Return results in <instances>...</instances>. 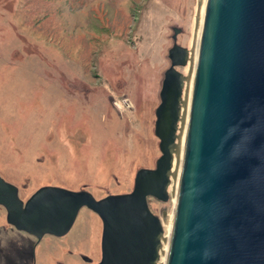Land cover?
I'll list each match as a JSON object with an SVG mask.
<instances>
[{
  "label": "rangeland",
  "instance_id": "rangeland-1",
  "mask_svg": "<svg viewBox=\"0 0 264 264\" xmlns=\"http://www.w3.org/2000/svg\"><path fill=\"white\" fill-rule=\"evenodd\" d=\"M199 4L0 0V175L24 201L45 186L97 199L126 194L140 169H155V111L174 28L177 43L193 50ZM178 70L188 76L190 64ZM168 192L167 202L149 199L164 235L174 215L172 183ZM102 229L101 218L83 208L69 234L47 235L39 247L62 260L57 250L80 238L96 244L81 251L98 261ZM34 238L8 224L0 206V264H23Z\"/></svg>",
  "mask_w": 264,
  "mask_h": 264
},
{
  "label": "water",
  "instance_id": "water-1",
  "mask_svg": "<svg viewBox=\"0 0 264 264\" xmlns=\"http://www.w3.org/2000/svg\"><path fill=\"white\" fill-rule=\"evenodd\" d=\"M174 32L171 65L155 111L161 156L155 169L142 168L137 175L150 172L153 188L134 196L136 179L131 194L108 195L98 201L87 191L43 187L24 208L17 187L0 176V204L8 210V222L38 240L46 235L62 237L80 209L88 207L104 220L103 245L107 221L125 224L121 228L128 237L124 243L111 242L108 264H158L164 227L149 209L147 198L170 199L187 80L177 68L185 67L190 55L188 48L177 43L180 30L174 28ZM170 82L171 117L163 138L161 119ZM35 199L69 200L71 214L51 226L36 227V210L30 209ZM138 206L143 212L137 214L135 225L129 226L130 217L117 213L126 207L138 211ZM142 221L153 225L151 237ZM105 258L104 251L100 264ZM165 264H264V0L206 1Z\"/></svg>",
  "mask_w": 264,
  "mask_h": 264
},
{
  "label": "bare ground",
  "instance_id": "bare-ground-1",
  "mask_svg": "<svg viewBox=\"0 0 264 264\" xmlns=\"http://www.w3.org/2000/svg\"><path fill=\"white\" fill-rule=\"evenodd\" d=\"M206 1L207 0H200L199 19H198V25H197V30H196V38H195L193 50H189L190 55H189L188 64H190V72H189V75L187 76V80H186L185 88H184L185 92L183 94L184 104L182 106V120L180 122L179 132H178L180 138L177 141L178 142V152L174 156V163H173V168H172L173 175L171 176L172 192H173V197H174L175 201L177 198V193H178V188H179V179H180V174H181V169H182V158H183V152H184V143H185V138H186V133H187V124H188V117H189V110H190V102H191V96H192V90H193V83H194L196 64H197V56H198V48H199V42H200V37H201V32H202V24H203ZM164 99H165L166 104H165L164 109H163V119H161L162 126L160 129L163 138H165V134L168 132L169 119L171 117V109L169 108V106H167L168 102L173 99V88L171 87V82H170V85L167 86V88H166V93H165ZM150 170H153V169H150ZM149 174H150V172L146 175L144 173H141V174H139V176L137 178V175H138V173H137L136 178H135L134 187H133V190H134V188L136 186V179H137V190H136V194L134 196L138 195L143 190H146L148 188H150V190H151L153 188V184L155 182L153 183L152 180L148 178ZM8 183H10V182H8ZM10 184H12V183H10ZM12 185H14V184H12ZM14 186H16V185H14ZM45 187H55V186H45ZM58 188H62V187H58ZM63 189H66V188H63ZM17 190H18V197L24 202V208H25V204L27 201H24L20 197L18 187H17ZM67 190H70V189H67ZM133 190L129 193H126V194H117V195H128V194H131L133 192ZM9 194H11V192ZM90 194L96 200H98V201L101 200V199H97L92 193H90ZM151 197L155 198L154 196H151ZM151 197L147 198V203H148V207L150 210H151V208H150V204H149V199ZM9 199L12 201L11 197ZM155 199H157V198H155ZM159 201H161V200H159ZM0 205L6 208V206L4 204H0ZM70 206H71V201L69 202V200H67L66 202L65 201H62V202L61 201L60 202L51 201L49 203V202H38V200L35 199L30 206V209L33 208L36 210V213H35L36 222L35 223H37V224H33V225H35L36 227L37 226L38 227L49 226V225L51 226V223H53L54 221L58 222L59 220L61 221L64 217L67 218L71 214ZM83 208H88V207H83ZM83 208H81L80 211L78 212V215H77L73 225L70 227H67V229L65 230V235H67L70 232V230L73 228V226H74V224H75V222H76V220H77V218H78V216H79V214ZM137 208H138V211L137 210L134 211L133 209L128 210V208L126 207V208L119 210L117 213H118V215L124 214V215H127L128 217H130L131 222L129 223V226L135 225L136 224V217L138 216L137 214L143 212V209L140 206H138ZM88 209L93 211L94 213H96L101 218V220L103 222V232H104V225L105 224H104V220L102 219L100 214L94 209H91V208H88ZM6 210H7V208H6ZM7 213H8V210H7ZM53 213H55L54 216H52ZM63 213L65 215H62ZM62 216H63V218H62ZM173 216L174 215L168 217L167 224H166V225H168V233H167V235H164L163 238L161 239L162 248L160 249V260H159L158 264H165V262H166L167 250H168V245H169V237H170L172 227H173ZM116 218H120V217L117 216ZM137 218H139V216ZM159 218L162 221V225H163V223H165L163 221L164 219L162 220L161 217H159ZM8 223L15 226L19 231H23V230H20L13 222H8ZM121 225H125V224L120 223L119 221L115 222L113 224L110 221H107V223H106L107 237H106L104 245H103V236H102V258H103L104 251H105V255H106L104 264H108V255H110V251L113 249L111 246V242L118 241V242L124 243V241L126 239L124 237H126L127 235L125 233H123ZM141 226H143V229L146 231L147 236L149 235L151 237L152 235H150L149 230L151 231V229H153V225H150L148 222L142 221ZM26 233H28V232H26ZM28 234H30V233H28ZM30 235H32V234H30ZM32 236H34V235H32Z\"/></svg>",
  "mask_w": 264,
  "mask_h": 264
},
{
  "label": "flooded vegetation",
  "instance_id": "flooded-vegetation-1",
  "mask_svg": "<svg viewBox=\"0 0 264 264\" xmlns=\"http://www.w3.org/2000/svg\"><path fill=\"white\" fill-rule=\"evenodd\" d=\"M3 208H5V207H3ZM7 216H8V213H7ZM11 226H13V225H11ZM13 227H15V226H13ZM22 232H24V231H22ZM24 233H26V232H24ZM26 234H28V233H26ZM28 235H30V234H28ZM102 236H103V232H101L100 240L98 242L99 252L101 254V257H99L98 261L95 258V256H91V255L86 254V253L81 251L82 249H88L90 247L92 248L93 246H96V244L90 245V246H88L86 244L84 245V243H85L84 240H80V238L77 240L76 243H74V248H71L70 246L63 245L62 249L57 250V252L60 254V256L62 255V260L58 259L55 261H51L50 258H52L53 256H51L50 250L49 249L47 250L46 248H40L39 247V246H41L42 242H44L43 239L45 237H47V236H45L41 240L34 238L36 240V243L32 244L31 247L29 244H26L27 253L25 255V260H23L22 263L23 264H51L54 262V264H100L102 261V238H101ZM33 237H35V236H33ZM63 249H67L66 254L63 253ZM38 250H39V254H38ZM10 251H11V249H10ZM11 255H12V253H11ZM4 257L7 258L8 255H5ZM16 258H17V256L13 257V261H15ZM15 263L16 262H14V264ZM16 264H18V263H16Z\"/></svg>",
  "mask_w": 264,
  "mask_h": 264
},
{
  "label": "built area",
  "instance_id": "built-area-1",
  "mask_svg": "<svg viewBox=\"0 0 264 264\" xmlns=\"http://www.w3.org/2000/svg\"><path fill=\"white\" fill-rule=\"evenodd\" d=\"M125 106L128 107L129 105H128V104H124V107H125Z\"/></svg>",
  "mask_w": 264,
  "mask_h": 264
}]
</instances>
